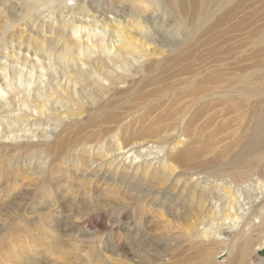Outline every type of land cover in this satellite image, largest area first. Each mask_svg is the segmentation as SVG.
I'll return each mask as SVG.
<instances>
[{"label": "bare ground", "instance_id": "1", "mask_svg": "<svg viewBox=\"0 0 264 264\" xmlns=\"http://www.w3.org/2000/svg\"><path fill=\"white\" fill-rule=\"evenodd\" d=\"M231 2L0 0V224L58 244L46 232L55 211L99 230L122 217L143 226L150 212L185 242L168 264H249L264 248V88L190 71ZM234 114L240 138L218 147ZM20 173L33 194L5 203ZM141 227L135 240L147 239Z\"/></svg>", "mask_w": 264, "mask_h": 264}, {"label": "rangeland", "instance_id": "2", "mask_svg": "<svg viewBox=\"0 0 264 264\" xmlns=\"http://www.w3.org/2000/svg\"><path fill=\"white\" fill-rule=\"evenodd\" d=\"M230 5V17L226 23L216 26L208 34V36L215 37L214 41L207 46L208 48L204 47L193 51L190 71L194 69L197 73H195L194 78H207L210 75L208 72H216L218 78L224 82H230L233 87L238 86L245 75H250L254 79L253 85L264 88V0H245L244 2L232 0ZM225 10L223 11L225 12ZM223 11L220 13H224ZM221 14H217V16ZM31 27L27 25L25 28L28 31L32 29ZM25 34L23 33V36ZM164 35L168 36L171 33L163 32L161 36ZM221 108L223 106L216 108V110ZM229 117L236 119L229 121V127L217 136L219 140L217 146L221 148L228 146L229 141L231 144L243 130L239 126L241 122L239 115L234 114ZM219 120L217 119L216 122ZM13 167L16 168V165ZM17 170L28 172L26 167ZM27 176L28 174L23 173L17 176L19 177L17 188L14 191L11 190V197L5 203L11 204V198L25 203L27 198L33 194L32 182L34 177L27 178ZM256 184L257 182H252L251 186L255 188L254 190H256ZM94 185L103 187L102 180ZM252 188L249 192L254 191ZM5 192L1 193L0 202L6 196ZM97 194L99 193L94 194L93 197H96ZM104 197L100 195L98 201H103ZM88 201L92 202V197H89ZM103 207L108 209V206ZM91 208L96 209L97 207L91 204ZM61 210L55 211L53 214L54 223L50 225L48 230L45 229L47 234L55 238L58 244L53 243L49 238L41 240L43 237H37L32 227L0 224V264L16 263L28 254L37 257L41 264H161L162 261L168 264L176 258L175 250L179 243L181 246L185 243L182 244V240H178L179 243L170 240V235L176 236L175 233H180V231L174 229L177 231L173 233L174 230H170V227L165 225L166 220L161 224L162 221L159 223L155 214L150 212L144 217L143 226L142 222L139 225V220L136 223L135 218L122 217L119 222L121 229L113 228L110 230L109 224L105 229L99 230L93 225L90 228L83 226V220L68 219L67 210L66 212ZM86 210L87 208H83L81 211ZM185 210L188 211V207L181 209L179 216L183 215ZM0 213L2 214V212ZM190 213L189 211L188 214ZM10 215L13 218L16 215L15 211L12 210L8 216ZM184 219L185 221H178L183 224L186 223L185 228L190 222H188L189 217ZM106 223L109 222L105 221ZM135 226L144 227L145 231L148 232L144 235L147 239L135 240ZM81 227L83 228L81 229ZM29 229H33L34 232ZM39 230L37 231L42 234L43 230ZM159 235L163 236L165 240H158ZM221 235L226 239L234 237L225 230L222 231ZM26 245L29 247L26 248ZM29 248L33 251H30ZM93 253H97L98 257L94 256ZM227 256V252H224L218 256L217 261L225 263ZM90 257H95V260L90 261ZM249 262V264H264V248L257 254H253ZM245 264H248V260Z\"/></svg>", "mask_w": 264, "mask_h": 264}]
</instances>
